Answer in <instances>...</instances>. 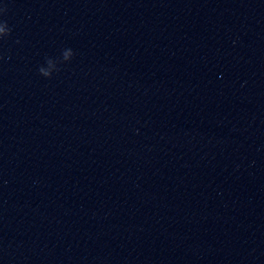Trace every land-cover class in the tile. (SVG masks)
Listing matches in <instances>:
<instances>
[{"label": "water", "instance_id": "1", "mask_svg": "<svg viewBox=\"0 0 264 264\" xmlns=\"http://www.w3.org/2000/svg\"><path fill=\"white\" fill-rule=\"evenodd\" d=\"M4 3L0 264H264V0Z\"/></svg>", "mask_w": 264, "mask_h": 264}, {"label": "clouds", "instance_id": "2", "mask_svg": "<svg viewBox=\"0 0 264 264\" xmlns=\"http://www.w3.org/2000/svg\"><path fill=\"white\" fill-rule=\"evenodd\" d=\"M8 12L7 4H0V39L9 36L12 32V28L9 26L8 21L4 19ZM74 55V52L71 48H67L62 52V60L69 61ZM59 60L48 58L47 63L54 68V71H59L60 69L57 67ZM38 71L45 77H51L52 72L46 70L43 66H41Z\"/></svg>", "mask_w": 264, "mask_h": 264}]
</instances>
